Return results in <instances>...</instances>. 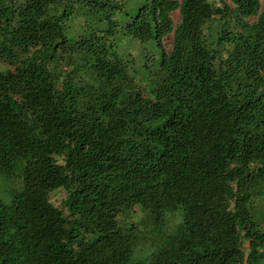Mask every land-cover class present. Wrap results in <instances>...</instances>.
<instances>
[{
  "label": "trees",
  "instance_id": "16d2710c",
  "mask_svg": "<svg viewBox=\"0 0 264 264\" xmlns=\"http://www.w3.org/2000/svg\"><path fill=\"white\" fill-rule=\"evenodd\" d=\"M127 1L0 0V170L22 178L0 198V264H259L264 0ZM88 4L109 25L71 38ZM117 26L158 58L122 52Z\"/></svg>",
  "mask_w": 264,
  "mask_h": 264
},
{
  "label": "rangeland",
  "instance_id": "374dc122",
  "mask_svg": "<svg viewBox=\"0 0 264 264\" xmlns=\"http://www.w3.org/2000/svg\"><path fill=\"white\" fill-rule=\"evenodd\" d=\"M225 1L229 2L230 0ZM141 2L142 0H128L127 4H129L130 8L134 6V8L136 9L138 4H140ZM105 9V6L99 7L97 4H88L82 6L81 11L77 10L66 20L67 34L71 38H73L74 35H72V33L75 34L77 31L81 32V29L89 31L92 29H100L101 27L105 26L108 27V21L102 19ZM171 16L173 18L174 24H176L179 21L180 17L179 9H174L171 12ZM117 27L116 37L118 39V46L122 52H130L134 54L138 60H143V54L147 50L154 54L156 58H158L161 49L160 46L155 44L154 41L149 40L147 42H141L135 36L123 32V28H120L119 26ZM172 39V32L167 33L162 37L161 42L165 50L170 49L172 45ZM6 66V62L0 58V70H4ZM21 183V175L16 170H14L12 175H6L0 170V198L4 202H9L12 197V192L15 189L19 188L21 186ZM63 196L64 193L62 190L54 192V195L52 196L53 203L59 204ZM257 200V206L254 210L252 209V212L256 219H259L261 225L264 226V192L259 199L257 198ZM177 212L170 213L163 226L161 227V229L164 230V234L170 233L175 228L176 222L179 220ZM147 224L149 225V223ZM142 225L145 226L146 224L143 223ZM157 229H159L158 226L153 229V232H149L148 230H146L144 232L145 234L142 233L136 236V244H134V254L136 256L145 255V252H150L163 242L164 238L160 235V232ZM259 264H264V255L262 259H260Z\"/></svg>",
  "mask_w": 264,
  "mask_h": 264
}]
</instances>
